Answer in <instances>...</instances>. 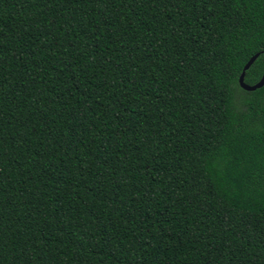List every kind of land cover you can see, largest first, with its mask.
Returning a JSON list of instances; mask_svg holds the SVG:
<instances>
[{"label": "trees", "instance_id": "trees-1", "mask_svg": "<svg viewBox=\"0 0 264 264\" xmlns=\"http://www.w3.org/2000/svg\"><path fill=\"white\" fill-rule=\"evenodd\" d=\"M264 0H0V264H264Z\"/></svg>", "mask_w": 264, "mask_h": 264}, {"label": "water", "instance_id": "water-1", "mask_svg": "<svg viewBox=\"0 0 264 264\" xmlns=\"http://www.w3.org/2000/svg\"><path fill=\"white\" fill-rule=\"evenodd\" d=\"M259 54H255L252 56L249 61L244 65L241 75L239 76L238 83L241 89L245 91H255L261 87L264 86V73L261 77V79L254 85H248L244 82L245 72L250 68V66L254 63V61L257 59Z\"/></svg>", "mask_w": 264, "mask_h": 264}]
</instances>
